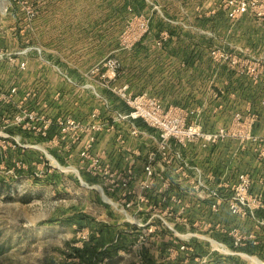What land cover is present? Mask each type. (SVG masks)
<instances>
[{
    "label": "rangeland",
    "instance_id": "rangeland-1",
    "mask_svg": "<svg viewBox=\"0 0 264 264\" xmlns=\"http://www.w3.org/2000/svg\"><path fill=\"white\" fill-rule=\"evenodd\" d=\"M225 3L0 0V264H264L257 24Z\"/></svg>",
    "mask_w": 264,
    "mask_h": 264
},
{
    "label": "crops",
    "instance_id": "crops-1",
    "mask_svg": "<svg viewBox=\"0 0 264 264\" xmlns=\"http://www.w3.org/2000/svg\"><path fill=\"white\" fill-rule=\"evenodd\" d=\"M251 17H253V18H251ZM231 19L234 20L233 18H231ZM241 20H242V22L243 21L245 22V25L248 22L247 25L249 23L250 24L253 23V24H257V27L254 29L253 26H251V27L248 26L247 31L244 30L245 34H243V35H245V36L242 39V42H241L242 45L240 48L244 51L245 55L247 54V56H249V57H256V59L261 60V63L264 64V18L258 17L255 13L246 12L243 14V17L241 18ZM249 63H250V66H249V72H250V70H253V66H255V64H253L251 60H249ZM249 79L253 80L252 78H249ZM257 82L256 83L258 84L259 93H261L258 101L260 100V102L263 104V102H264V69H263L262 77ZM261 119L262 120L264 119V115L262 116ZM190 148H193V150H194V153L192 155L193 158L199 157V159H198L199 161H196V162H198L200 164L203 163V162H201L200 156L198 154V152L200 151V147L197 144H194L193 147H189L187 150H189ZM210 151H211V149H210ZM206 165L212 167L210 162L206 163ZM259 176H261V175H259ZM260 182L262 184L264 183V176L260 177Z\"/></svg>",
    "mask_w": 264,
    "mask_h": 264
},
{
    "label": "built area",
    "instance_id": "built-area-1",
    "mask_svg": "<svg viewBox=\"0 0 264 264\" xmlns=\"http://www.w3.org/2000/svg\"><path fill=\"white\" fill-rule=\"evenodd\" d=\"M225 6L228 8V15L229 17L236 19L241 17L246 12H252L255 13L258 17L264 18V0H226ZM142 26H147L146 23H142ZM148 27H145V30H147ZM213 53L216 57H225L226 59L229 58V54L222 53L220 51V54L218 51L214 50ZM249 60L252 61L255 66H253V69H257L260 72H263L264 64L261 63V60L256 59V57H253L252 59H247L246 61V68L249 69L250 63ZM237 59L232 60V64L237 63ZM188 132H193L198 134V131L196 128L190 127ZM146 170L152 174L153 168L151 165H148L146 167Z\"/></svg>",
    "mask_w": 264,
    "mask_h": 264
},
{
    "label": "trees",
    "instance_id": "trees-1",
    "mask_svg": "<svg viewBox=\"0 0 264 264\" xmlns=\"http://www.w3.org/2000/svg\"><path fill=\"white\" fill-rule=\"evenodd\" d=\"M112 257V256H111Z\"/></svg>",
    "mask_w": 264,
    "mask_h": 264
}]
</instances>
